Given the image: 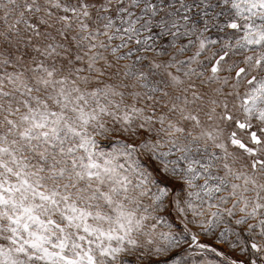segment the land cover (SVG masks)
I'll return each instance as SVG.
<instances>
[{"label":"snow or ice","instance_id":"1","mask_svg":"<svg viewBox=\"0 0 264 264\" xmlns=\"http://www.w3.org/2000/svg\"><path fill=\"white\" fill-rule=\"evenodd\" d=\"M0 264H264V0H0Z\"/></svg>","mask_w":264,"mask_h":264}]
</instances>
